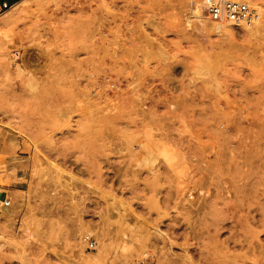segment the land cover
Listing matches in <instances>:
<instances>
[{
  "label": "rangeland",
  "instance_id": "obj_1",
  "mask_svg": "<svg viewBox=\"0 0 264 264\" xmlns=\"http://www.w3.org/2000/svg\"><path fill=\"white\" fill-rule=\"evenodd\" d=\"M205 2L0 14V264H264V2Z\"/></svg>",
  "mask_w": 264,
  "mask_h": 264
},
{
  "label": "built area",
  "instance_id": "obj_2",
  "mask_svg": "<svg viewBox=\"0 0 264 264\" xmlns=\"http://www.w3.org/2000/svg\"><path fill=\"white\" fill-rule=\"evenodd\" d=\"M209 15L217 21H228L234 27H241L251 24L259 18V11L256 6L247 0H206L205 2ZM10 8L8 0H4L1 13ZM5 206H9L8 199L2 201ZM89 247H94V242L88 241Z\"/></svg>",
  "mask_w": 264,
  "mask_h": 264
},
{
  "label": "bare ground",
  "instance_id": "obj_3",
  "mask_svg": "<svg viewBox=\"0 0 264 264\" xmlns=\"http://www.w3.org/2000/svg\"><path fill=\"white\" fill-rule=\"evenodd\" d=\"M247 1H249L250 3H252V2H256V3H259V4H261V3H263L264 2V0H247ZM259 6H257V8H258ZM222 22H224L225 24H224V26H225V28H229L230 26L227 24V21H222ZM247 26H252L253 25V22L251 23V24H246ZM0 36H1V38L2 39H4V40H12V37H13V34H12V31H5V32H0ZM221 47V46H220ZM220 47L218 48V49H220ZM232 48V47H231ZM226 51V50H225ZM219 52V51H218ZM223 52V51H222ZM262 52V51H261ZM260 52V53H261ZM259 53V54H260ZM233 54V53H232ZM239 54V53H238ZM249 54V53H248ZM262 54V53H261ZM224 55V54H223ZM222 55V56H223ZM215 56V55H214ZM231 56V55H230ZM241 56V55H240ZM246 56V55H245ZM219 58V57H218ZM245 58V57H244ZM215 59V58H214ZM217 59V58H216ZM215 59V60H216ZM230 59V58H229ZM215 60H214V62H215ZM217 61H218V59H217ZM259 64V63H258ZM183 65V64H182ZM256 66V65H255ZM221 67V66H220ZM257 67V66H256ZM263 105V104H262ZM122 124V123H121ZM227 128V127H226ZM192 198H194V197H192ZM196 198V197H195ZM193 200V199H192ZM199 200V199H198ZM250 204V203H249ZM200 210V209H199ZM256 211V210H255ZM261 221H262V226L264 227V209H263V212H262V214H261ZM253 218V217H252ZM254 219V218H253ZM256 219V218H255ZM218 222V223H217ZM217 222H215V223H213V225H214V227H215V230H216V232H218L220 229H222L223 228V226L219 223V221H217ZM258 222V221H257ZM208 225V223H206L205 224V226H204V228L203 229H205V228H207L208 229V233H209V227L207 226ZM195 230V229H194ZM190 231L191 233H187V234H185V238L186 239H188L189 237L191 238H197V236H196V232L195 231ZM201 235H205V233L204 232H202L201 233ZM202 249V248H201ZM102 257V256H101ZM100 259V258H99ZM85 262H86V264H95L96 262H97V258H88V259H86L85 260ZM191 264H192V261H191Z\"/></svg>",
  "mask_w": 264,
  "mask_h": 264
},
{
  "label": "crops",
  "instance_id": "obj_4",
  "mask_svg": "<svg viewBox=\"0 0 264 264\" xmlns=\"http://www.w3.org/2000/svg\"><path fill=\"white\" fill-rule=\"evenodd\" d=\"M3 1L4 0H0V12H1V7H2V4H3ZM14 0H8L9 3H12ZM7 197V195H6Z\"/></svg>",
  "mask_w": 264,
  "mask_h": 264
}]
</instances>
